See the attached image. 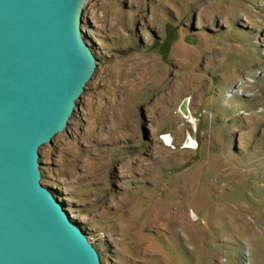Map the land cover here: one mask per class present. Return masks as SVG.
<instances>
[{
  "label": "rangeland",
  "instance_id": "rangeland-1",
  "mask_svg": "<svg viewBox=\"0 0 264 264\" xmlns=\"http://www.w3.org/2000/svg\"><path fill=\"white\" fill-rule=\"evenodd\" d=\"M83 19L99 63L42 183L103 264H264V0H88Z\"/></svg>",
  "mask_w": 264,
  "mask_h": 264
},
{
  "label": "water",
  "instance_id": "water-1",
  "mask_svg": "<svg viewBox=\"0 0 264 264\" xmlns=\"http://www.w3.org/2000/svg\"><path fill=\"white\" fill-rule=\"evenodd\" d=\"M87 1L0 0V264H103L42 183L40 162L98 67L83 28Z\"/></svg>",
  "mask_w": 264,
  "mask_h": 264
},
{
  "label": "bare ground",
  "instance_id": "bare-ground-1",
  "mask_svg": "<svg viewBox=\"0 0 264 264\" xmlns=\"http://www.w3.org/2000/svg\"><path fill=\"white\" fill-rule=\"evenodd\" d=\"M220 4V3H219ZM217 7V6H216ZM243 19H247L248 18V14L246 13V12H243ZM85 31H87L86 29H85ZM189 113H190V109H189ZM188 113V114H189ZM166 139L169 141V143L168 144H172V137H171V135H168V136H166ZM192 142V141H191ZM193 143V142H192ZM194 144V143H193ZM138 167H140L141 165H137Z\"/></svg>",
  "mask_w": 264,
  "mask_h": 264
}]
</instances>
